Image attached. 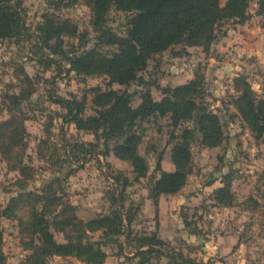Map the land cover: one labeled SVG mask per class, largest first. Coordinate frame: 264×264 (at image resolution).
Listing matches in <instances>:
<instances>
[{
	"label": "rangeland",
	"instance_id": "1",
	"mask_svg": "<svg viewBox=\"0 0 264 264\" xmlns=\"http://www.w3.org/2000/svg\"><path fill=\"white\" fill-rule=\"evenodd\" d=\"M11 4L24 20L28 37L0 39V122L11 116L24 121L21 158L31 178L23 188L18 183L20 173L10 169L16 163L6 162L0 154V228L6 264H26L32 253L28 245L32 240L39 245L37 236L25 229L33 201L19 194L27 192L49 196L48 209H55L56 204V212H74L83 222L120 210L110 198L121 193L126 218L133 220L128 224L123 218L119 243L103 247L107 254L103 264H138L139 240L151 233L164 242L166 253L181 252L196 264H264V145L232 105L235 77H245L258 94L264 82V26L258 4H249L250 18L243 24L231 19L220 22L215 28L217 39L207 53L201 47L172 46L148 61L146 69L138 73L141 80L125 86L110 84L105 76L69 70L66 57L73 52L93 46L104 53L116 50L96 41L86 0H14ZM45 15L56 23L67 22L76 34L63 33L46 46L38 31ZM130 16L112 8L106 25L125 37ZM196 72L203 75L199 98L219 117L223 140L217 147L206 148L197 134L190 145L192 170L186 184L177 193L157 199L151 190L160 170L174 169L172 135L193 128L191 122L175 126L169 115L137 122L135 130L142 138L138 153L146 159L148 172L134 180L131 164L112 152L118 141L78 130L64 118L66 111L56 102L57 98L84 99L83 117L94 115L91 89L99 87L127 91L132 106L137 107L147 89L159 100L161 88L184 84ZM26 95L27 99L14 98ZM15 142L16 137L11 143ZM10 157L13 160L14 153ZM225 176L230 179V206L218 202L215 195ZM123 179L128 182L125 186ZM15 198L22 201L20 209L10 215V201ZM52 230L56 240L64 242V234ZM99 235L93 234L95 239ZM47 264L86 263L54 256ZM145 264H169V259L154 253Z\"/></svg>",
	"mask_w": 264,
	"mask_h": 264
},
{
	"label": "trees",
	"instance_id": "2",
	"mask_svg": "<svg viewBox=\"0 0 264 264\" xmlns=\"http://www.w3.org/2000/svg\"><path fill=\"white\" fill-rule=\"evenodd\" d=\"M14 0H0V39H22L28 37L26 24L19 12L12 7ZM86 0L91 11V27L96 34L98 44L114 46L116 50L104 53L93 46L73 52L67 56L69 70L78 75L105 76L110 84L128 85L141 80L139 72L146 69L148 61L172 46L201 47L206 53L212 42L216 41V26L224 20H236L243 24L249 20V4H258V14L262 15L264 26V0ZM131 15L127 21L126 36L115 34L107 27V16L111 9ZM44 24L38 27L43 34V43L47 46L53 38H59L63 33L76 34L67 22L56 23L45 15ZM49 47V46H48ZM203 75L196 72L188 82L173 88H161L162 97L155 100L147 89L141 95L137 107L132 106V95L127 91L92 88V104L94 115L83 117L85 100L57 98L56 102L65 109L64 118L73 123L78 130L91 131L96 138L99 135L105 140L116 139L118 143L112 152L119 160L129 162L138 180L147 175L148 165L144 157L138 153L141 136L136 132L137 122L149 117L169 115L173 125L191 122L193 128L185 127L177 136L172 135L171 161L173 171L160 170L159 177L154 181L152 195L157 199L160 195H171L180 191L187 182L192 170L190 145L199 136V143L206 148H214L223 140L219 117L212 112L207 103L199 98ZM236 96L232 105L237 110L242 121L264 145V82L261 93L255 92L246 78L235 77L233 80ZM159 88V87H158ZM18 101L27 99L14 96ZM16 126V127H14ZM24 121H16L11 116L0 122V154L10 169L17 170L22 179L18 180L23 188L26 180L31 178L29 168L23 164L21 155L24 151ZM16 137V142L11 143ZM11 153L14 159L11 160ZM123 185L128 182L123 179ZM230 179L225 176L221 187L215 190L216 200L223 205L232 204L229 191ZM111 196V201L118 204L120 210H114L109 215H101L87 222L79 220L74 212L66 214L63 210L56 212L48 209L51 198L47 195L21 193L20 197H31L33 206L29 211L26 230L37 236L39 245L33 240L28 245L32 251L26 258V264H47L49 258L75 257L86 264H103L107 254L103 247L107 243H119L120 223L129 224L133 217L126 218L121 195ZM21 200L12 199L9 214L15 215ZM43 203L42 210L36 205ZM60 205V204H57ZM70 208V207H68ZM1 217V214H0ZM20 220L21 217H18ZM22 220V219H21ZM187 223L186 220H184ZM52 229L64 234V242L55 238ZM99 232L97 239L93 234ZM141 237V236H140ZM3 233L0 228V264H6L2 249ZM136 248L138 264H145L154 253L164 254L169 264H196L195 261L181 252L168 254L162 248L164 242L156 235L143 236ZM161 246L160 248L157 247Z\"/></svg>",
	"mask_w": 264,
	"mask_h": 264
}]
</instances>
